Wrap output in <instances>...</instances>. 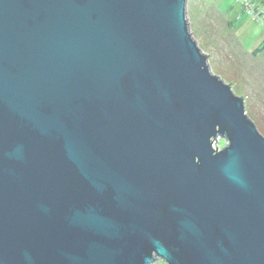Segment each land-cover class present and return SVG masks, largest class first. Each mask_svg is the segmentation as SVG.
<instances>
[{
	"label": "water",
	"instance_id": "95a60500",
	"mask_svg": "<svg viewBox=\"0 0 264 264\" xmlns=\"http://www.w3.org/2000/svg\"><path fill=\"white\" fill-rule=\"evenodd\" d=\"M186 2L0 0V264H264V137Z\"/></svg>",
	"mask_w": 264,
	"mask_h": 264
},
{
	"label": "rangeland",
	"instance_id": "374dc122",
	"mask_svg": "<svg viewBox=\"0 0 264 264\" xmlns=\"http://www.w3.org/2000/svg\"><path fill=\"white\" fill-rule=\"evenodd\" d=\"M186 19L211 72L243 99L264 137V0H187ZM225 145L217 138L213 147Z\"/></svg>",
	"mask_w": 264,
	"mask_h": 264
},
{
	"label": "trees",
	"instance_id": "16d2710c",
	"mask_svg": "<svg viewBox=\"0 0 264 264\" xmlns=\"http://www.w3.org/2000/svg\"><path fill=\"white\" fill-rule=\"evenodd\" d=\"M259 133V132H258ZM260 134V133H259Z\"/></svg>",
	"mask_w": 264,
	"mask_h": 264
}]
</instances>
